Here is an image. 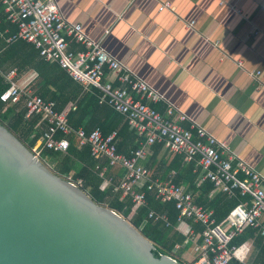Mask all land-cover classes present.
<instances>
[{
	"label": "built area",
	"instance_id": "obj_1",
	"mask_svg": "<svg viewBox=\"0 0 264 264\" xmlns=\"http://www.w3.org/2000/svg\"><path fill=\"white\" fill-rule=\"evenodd\" d=\"M0 6H4L7 19L19 28L7 38L8 43L23 39L34 44L43 58L59 63L85 91L97 88L101 92L100 102L122 114L130 129L144 138L138 149L126 155L118 150L117 131L104 135L100 128L90 134L83 127L75 129L70 124L69 111H58L55 101L22 87L17 81V70L13 69L4 74L10 85L0 98L6 103H23L28 117L42 116L46 129L42 142L33 149L36 154L40 156L45 148L65 152L70 146V137L74 136L79 147L90 146L93 157L108 159L107 166L96 167L104 178V188L115 184L114 177L107 176L108 170L121 168L124 173L115 190L122 197L131 196L135 208L146 205V192L141 189L147 187L162 202H175L179 224L189 221L204 226L203 245L198 250L201 258L195 264H233L235 258L241 264H251L239 255L240 246L230 244L249 227L255 228L264 239V177L244 160L236 159L228 151L227 143L207 129L195 123L184 125L187 116L176 115L172 105H167L164 111L156 108L164 96L113 57L102 41L92 39L81 24L69 21L57 0H0ZM172 8V3L166 1L159 9ZM73 45L82 48L76 50ZM108 73L115 77L107 79ZM253 74L259 78L262 73ZM76 108L74 105L73 110ZM59 133L63 134L62 138L57 137ZM156 143H162L171 155H182L187 163L194 162L199 182L210 181L216 192L230 197H237L240 190L249 199H243L229 219L218 224L214 210L199 205L185 185L176 184L173 177L166 180L154 177L146 161ZM149 218L163 221L167 227L171 225L167 214L151 211ZM187 234L192 239L198 235L193 225L188 227Z\"/></svg>",
	"mask_w": 264,
	"mask_h": 264
},
{
	"label": "crops",
	"instance_id": "obj_2",
	"mask_svg": "<svg viewBox=\"0 0 264 264\" xmlns=\"http://www.w3.org/2000/svg\"><path fill=\"white\" fill-rule=\"evenodd\" d=\"M166 1L173 8L160 11ZM57 2L69 21L81 24L92 39L102 41L113 57L164 96L159 109L172 105L176 115L187 116L184 125L207 129L227 143L236 159L264 177V0ZM257 71L262 73L259 78L253 74ZM37 75L31 69L18 73L17 81L34 91ZM114 77L108 73L106 78ZM173 159L164 146L157 154L153 148L146 165L155 178L166 180L176 174L172 170L165 177ZM113 170L114 179L123 172ZM190 225L194 228L189 221L175 226L186 237L175 254L186 264L200 255L203 245L199 233L194 239L187 234ZM240 248L239 255L255 264L257 235Z\"/></svg>",
	"mask_w": 264,
	"mask_h": 264
},
{
	"label": "trees",
	"instance_id": "obj_3",
	"mask_svg": "<svg viewBox=\"0 0 264 264\" xmlns=\"http://www.w3.org/2000/svg\"><path fill=\"white\" fill-rule=\"evenodd\" d=\"M18 30V25L7 19L4 6H0V95L10 85L4 74L12 68L17 70V74L33 69L38 73L32 86L35 93L48 101H55L58 111H69L70 124L75 129L83 127L90 134L96 128H100L104 135L117 131L118 150L126 155H131L132 151L141 146L144 138L130 129L122 114L100 102L101 92L97 88L85 91L84 87L74 80L59 63L43 58L34 44L23 39L8 43L6 39L16 34ZM73 48L75 49L74 45ZM74 105H77L75 110H73ZM155 107L158 108L157 105ZM159 110L163 111L164 109ZM27 112L23 103H6L0 98V121L33 150L42 142L46 124L42 121L41 115L28 117ZM57 137L62 138L63 134L59 133ZM163 146L162 143H156L153 146L155 153L157 154ZM172 156L174 159L170 163L165 177L174 170L176 174L173 181L178 185L183 184L191 190L199 205L213 209L214 218L218 224L225 223L229 219L230 213L243 199H249V197L242 196L240 190L237 191V197H230L226 193L211 196L214 185L210 181L202 183L198 181L194 162L187 163L182 155ZM40 157L56 173L78 183L96 202L108 205L130 219L147 238L155 243L154 254L157 257L167 254L178 259L175 254L176 245L184 243L186 237L175 229L179 211L174 201L162 202L147 187H143L141 190L146 192V205L135 208L131 196L122 197L121 192L115 190L124 171L120 172L121 176H115V184L104 188V178L99 175V170L96 167L97 165L107 166L108 159L93 157L90 146L79 147L74 136L70 137V146L67 151L45 148ZM113 171L111 168L107 172V176L112 177ZM80 180L81 183H79ZM151 211L167 214L171 225L167 227L163 221L156 222L149 218ZM194 228L201 236L204 226L201 223H196ZM255 235H257V246L259 247L255 264L259 262L264 264V239L255 228H247L244 233L232 240L230 246L239 247ZM200 258L199 255L189 264H195ZM178 260L182 264H186L183 260ZM233 264L241 263L233 259Z\"/></svg>",
	"mask_w": 264,
	"mask_h": 264
},
{
	"label": "water",
	"instance_id": "obj_4",
	"mask_svg": "<svg viewBox=\"0 0 264 264\" xmlns=\"http://www.w3.org/2000/svg\"><path fill=\"white\" fill-rule=\"evenodd\" d=\"M155 249L0 121V264H182Z\"/></svg>",
	"mask_w": 264,
	"mask_h": 264
}]
</instances>
